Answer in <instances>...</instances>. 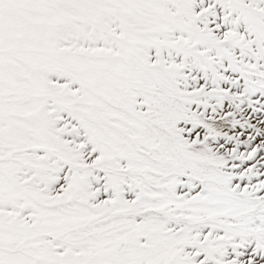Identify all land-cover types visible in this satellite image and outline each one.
Here are the masks:
<instances>
[{
	"label": "snow or ice",
	"instance_id": "1",
	"mask_svg": "<svg viewBox=\"0 0 264 264\" xmlns=\"http://www.w3.org/2000/svg\"><path fill=\"white\" fill-rule=\"evenodd\" d=\"M0 264H264V0H0Z\"/></svg>",
	"mask_w": 264,
	"mask_h": 264
}]
</instances>
